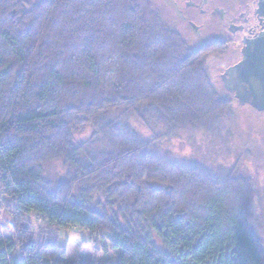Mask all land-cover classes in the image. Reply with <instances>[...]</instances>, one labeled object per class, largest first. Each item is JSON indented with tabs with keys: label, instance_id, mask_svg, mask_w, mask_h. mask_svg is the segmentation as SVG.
Wrapping results in <instances>:
<instances>
[{
	"label": "trees",
	"instance_id": "1",
	"mask_svg": "<svg viewBox=\"0 0 264 264\" xmlns=\"http://www.w3.org/2000/svg\"><path fill=\"white\" fill-rule=\"evenodd\" d=\"M224 53L190 49L151 0H0V199L20 232L15 241L0 229V264H100L75 242L71 255L38 245L18 228L32 214L108 241L114 264H264L249 178L153 156L160 140L217 135L232 117L206 64ZM53 163L64 168L56 182L45 177ZM96 186L117 212L95 208Z\"/></svg>",
	"mask_w": 264,
	"mask_h": 264
},
{
	"label": "rangeland",
	"instance_id": "2",
	"mask_svg": "<svg viewBox=\"0 0 264 264\" xmlns=\"http://www.w3.org/2000/svg\"><path fill=\"white\" fill-rule=\"evenodd\" d=\"M155 4L157 13L166 25H171L180 35L182 40L190 49H196L198 42L190 41L189 34L183 28L181 22L175 20L173 0H151ZM173 6H171V5ZM214 57L207 59L208 73L216 85L218 91L226 93L218 80L221 72L216 67ZM249 106L232 107V117L225 120L224 127L217 135L210 133L204 135L199 131H192L178 139H163L157 144L153 152L155 159L179 167L203 166L217 176L230 174L247 177L253 185V195L248 208L247 222L252 232L259 239L264 250V117L255 118V113ZM135 129L145 140H154L157 135L152 133L140 124H134ZM92 134L89 128L74 136L76 144L87 141ZM64 176V168L60 163L49 164L45 167V177L50 182H56ZM92 194V203L98 211L108 215L117 212L118 207L114 206V200L101 191L98 186ZM11 201L1 196L0 199V229L6 235H12L14 240L19 238V231L14 222V212L11 208ZM121 222L126 224L122 219ZM25 228V231L33 237L38 245L55 247L68 246V255L75 251V243L79 248L77 256H83L87 261L100 264H114L116 252L108 241H104L97 235H91L85 230L78 228L61 229L49 225L39 215L32 214L24 217L18 228ZM21 228V229H22ZM17 230V231H16ZM153 241L158 249L163 245L155 234H152ZM75 242V243H74ZM15 255H21L22 248L16 245Z\"/></svg>",
	"mask_w": 264,
	"mask_h": 264
},
{
	"label": "flooded vegetation",
	"instance_id": "3",
	"mask_svg": "<svg viewBox=\"0 0 264 264\" xmlns=\"http://www.w3.org/2000/svg\"><path fill=\"white\" fill-rule=\"evenodd\" d=\"M173 6L176 23L181 22L190 41L198 42V46L216 44L225 51L221 56L213 55L221 70L217 78L222 88L221 76L242 60L245 43L264 30L257 0H173ZM225 94L236 103L232 94ZM254 113L255 118L264 117V112Z\"/></svg>",
	"mask_w": 264,
	"mask_h": 264
},
{
	"label": "water",
	"instance_id": "4",
	"mask_svg": "<svg viewBox=\"0 0 264 264\" xmlns=\"http://www.w3.org/2000/svg\"><path fill=\"white\" fill-rule=\"evenodd\" d=\"M257 6L258 15L264 18V0H257ZM221 82L238 106L264 112V30L245 43L242 60L224 72Z\"/></svg>",
	"mask_w": 264,
	"mask_h": 264
},
{
	"label": "bare ground",
	"instance_id": "5",
	"mask_svg": "<svg viewBox=\"0 0 264 264\" xmlns=\"http://www.w3.org/2000/svg\"><path fill=\"white\" fill-rule=\"evenodd\" d=\"M242 107V106H241Z\"/></svg>",
	"mask_w": 264,
	"mask_h": 264
}]
</instances>
